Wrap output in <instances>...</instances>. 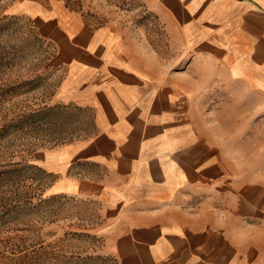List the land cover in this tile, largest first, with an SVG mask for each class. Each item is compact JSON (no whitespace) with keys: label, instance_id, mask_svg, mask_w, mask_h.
Wrapping results in <instances>:
<instances>
[{"label":"crops","instance_id":"1","mask_svg":"<svg viewBox=\"0 0 264 264\" xmlns=\"http://www.w3.org/2000/svg\"><path fill=\"white\" fill-rule=\"evenodd\" d=\"M129 1L186 69L156 75L129 27L29 3L62 72L54 100L87 122L36 158L49 189L97 204L115 264H264V186L217 147L199 100L224 99V115L264 102V0Z\"/></svg>","mask_w":264,"mask_h":264},{"label":"rangeland","instance_id":"2","mask_svg":"<svg viewBox=\"0 0 264 264\" xmlns=\"http://www.w3.org/2000/svg\"><path fill=\"white\" fill-rule=\"evenodd\" d=\"M30 1L46 7L54 0H0V264H115L98 237L97 204L51 192L52 179L36 161L41 150L87 122L85 114L54 100L62 72ZM62 1L93 25L129 27L146 41V61L156 75L186 69L189 53L171 49L158 20L137 2ZM199 100L217 147L246 172L247 181L264 186V102L231 99L235 111H244L224 115V99Z\"/></svg>","mask_w":264,"mask_h":264}]
</instances>
